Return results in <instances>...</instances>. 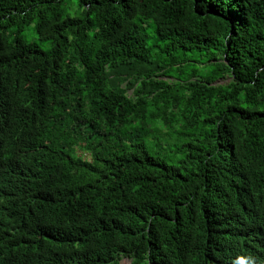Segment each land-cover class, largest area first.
Here are the masks:
<instances>
[{"label": "trees", "instance_id": "trees-1", "mask_svg": "<svg viewBox=\"0 0 264 264\" xmlns=\"http://www.w3.org/2000/svg\"><path fill=\"white\" fill-rule=\"evenodd\" d=\"M124 258L264 264V0H0V264Z\"/></svg>", "mask_w": 264, "mask_h": 264}, {"label": "rangeland", "instance_id": "rangeland-1", "mask_svg": "<svg viewBox=\"0 0 264 264\" xmlns=\"http://www.w3.org/2000/svg\"><path fill=\"white\" fill-rule=\"evenodd\" d=\"M27 36L29 37V39H30L31 41H34V36L31 34V31H28V32H27ZM35 39H36V38H35ZM35 41H36V40H35ZM229 80H230V79H229L228 77H226L225 79H223V80L221 81V83L225 84V83H227ZM130 93H132V91H131ZM79 154L82 155V152H80ZM131 262H132V261H131L130 259H128V258H124V259L121 260V264H131Z\"/></svg>", "mask_w": 264, "mask_h": 264}]
</instances>
